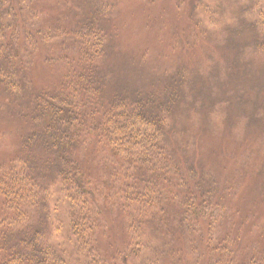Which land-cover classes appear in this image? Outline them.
I'll list each match as a JSON object with an SVG mask.
<instances>
[{"label":"trees","instance_id":"16d2710c","mask_svg":"<svg viewBox=\"0 0 264 264\" xmlns=\"http://www.w3.org/2000/svg\"><path fill=\"white\" fill-rule=\"evenodd\" d=\"M116 1L60 6L41 26L37 2L0 0V94L27 109L17 151L0 165V264H264V231L244 242L233 233L225 178L198 168L171 123L192 101V76L156 71L162 96L108 84L100 23ZM58 29L70 49H53ZM36 60L61 80L35 85ZM229 92L216 89L213 112Z\"/></svg>","mask_w":264,"mask_h":264},{"label":"rangeland","instance_id":"374dc122","mask_svg":"<svg viewBox=\"0 0 264 264\" xmlns=\"http://www.w3.org/2000/svg\"><path fill=\"white\" fill-rule=\"evenodd\" d=\"M25 1L29 5L37 2L39 15L33 13L32 19L44 26L59 20L60 6L68 14L70 6L87 10L92 0ZM245 6L250 7L249 13H242ZM111 14L100 23L107 32L100 42L104 47L106 39L109 49L103 68L114 72L108 84L162 96L164 88L152 80L156 71L188 72L194 81L192 101L173 108L171 123L174 121L175 130L182 135L181 142L190 143L187 152L194 155L198 168L213 171L214 178H225V207L232 216L233 233L238 229L243 242L252 228H258L262 235L264 0H117ZM69 16L68 29L74 22ZM56 25L50 28L59 27ZM59 30L53 49H70L68 40L62 47L64 35ZM42 32L47 33L45 29ZM37 60L30 72L35 85H54L61 80L60 73ZM218 87L223 93L225 89L230 92L225 106L213 112ZM7 97L0 94V165L17 151L25 129L19 113L27 112L15 100L7 108ZM120 221L118 217L114 227ZM116 240L123 242L118 233Z\"/></svg>","mask_w":264,"mask_h":264}]
</instances>
